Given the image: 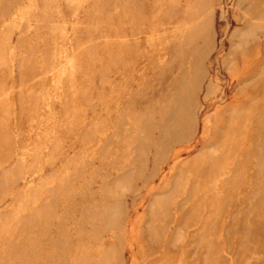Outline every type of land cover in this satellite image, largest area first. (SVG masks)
<instances>
[{
	"label": "rangeland",
	"instance_id": "374dc122",
	"mask_svg": "<svg viewBox=\"0 0 264 264\" xmlns=\"http://www.w3.org/2000/svg\"><path fill=\"white\" fill-rule=\"evenodd\" d=\"M243 1L0 0V264H264Z\"/></svg>",
	"mask_w": 264,
	"mask_h": 264
},
{
	"label": "bare ground",
	"instance_id": "6f19581e",
	"mask_svg": "<svg viewBox=\"0 0 264 264\" xmlns=\"http://www.w3.org/2000/svg\"><path fill=\"white\" fill-rule=\"evenodd\" d=\"M245 1V0H244ZM243 1V2H244ZM251 2V1H250ZM240 4H244V3H240ZM253 3L251 2V5H252ZM248 6V5H247ZM245 8V7H244ZM183 13V12H182ZM184 14V13H183ZM244 15L246 16V18H248V20H255V22H256V20L258 21V20H264V0H258V1H255V3L252 5V6H250L249 8H246L245 9V12H244ZM242 19H244V18H242ZM240 20V19H239ZM188 23V22H187ZM242 23V22H241ZM246 23V22H245ZM173 24H174V22H173ZM173 24H172V26H173ZM241 25V24H240ZM248 25L249 26H251V24H245V26H243L242 28L244 29H249L248 28ZM238 26V25H237ZM256 26V25H255ZM201 29V28H200ZM240 29V28H239ZM264 29V28H263ZM203 31V30H202ZM246 32H248V31H246ZM243 34H244V32H242ZM174 35H175V33H174ZM200 35V34H199ZM170 37V36H169ZM171 38V37H170ZM241 38V37H240ZM249 38V37H248ZM155 39V38H154ZM208 41V40H207ZM244 41H247V40H244ZM256 41V40H255ZM204 43H206V42H204ZM209 44V43H208ZM199 47V46H198ZM246 47V46H245ZM197 48V47H196ZM195 48V49H196ZM241 48V47H240ZM164 50H165V48H164ZM206 50V49H205ZM237 50V49H236ZM167 51H168V49H167ZM196 51V50H195ZM193 52V56L195 57V55H194V53H196V52H194V51H192ZM204 54V53H203ZM261 54V56L260 57H258V59H257V61H256V64H255V69H254V71H252L248 76H247V78H246V81H250V82H252V83H255V84H262V85H264V46L263 47H261V50L259 51V55ZM166 55H167V53H166ZM232 56H234L235 57V54H233ZM190 57H192V56H190ZM193 57V58H194ZM197 57H200L198 54H197ZM262 57V58H261ZM183 58V57H182ZM201 58V57H200ZM197 59H199V58H197ZM259 59H261V60H259ZM190 60V59H189ZM194 60V59H193ZM195 60H196V58H195ZM178 64H179V62H178ZM189 64V63H188ZM192 65V64H191ZM181 66V65H180ZM179 66V68H181ZM185 66V65H184ZM189 66V65H188ZM253 66H254V64H253ZM158 67V66H157ZM161 67V66H160ZM177 67V66H176ZM173 69H175V68H173ZM191 69V68H190ZM194 69V68H193ZM259 69V70H258ZM196 70V69H195ZM197 70H199V69H197ZM184 71V70H183ZM190 71V70H189ZM249 71H250V69H249ZM257 71H259V72H257ZM193 72V71H192ZM167 73V72H166ZM195 73V72H194ZM168 75H170L169 73H168ZM245 75V74H244ZM242 76V75H241ZM181 77V76H180ZM177 78V77H176ZM168 80V79H167ZM159 81V80H158ZM160 81H161V79H160ZM181 81H182V79H181ZM234 81V80H233ZM155 82V81H154ZM235 82V81H234ZM233 82V83H234ZM158 83V82H157ZM161 83V82H160ZM193 83V82H192ZM202 83V82H201ZM163 84V83H162ZM166 84V83H165ZM160 85V84H159ZM170 85H173L172 84V82H171V84ZM178 85V84H177ZM176 85V86H177ZM182 85V84H181ZM200 85V84H199ZM202 85V84H201ZM166 87V86H165ZM168 87V86H167ZM170 87V86H169ZM172 87V86H171ZM179 87V86H178ZM192 87V86H191ZM180 88V87H179ZM178 88V89H179ZM205 88H207V87H205ZM209 88V87H208ZM168 89V88H167ZM201 89V88H200ZM210 90V89H209ZM249 90H251L252 91V89L250 88ZM173 91V90H172ZM176 91V90H175ZM171 92V91H170ZM169 92V93H170ZM230 92V91H229ZM192 93V92H191ZM172 94V93H171ZM194 94H195V92H194ZM170 95V94H169ZM185 95V94H184ZM196 95V94H195ZM178 96L179 95H177V94H173L172 96H170V98L167 100V101H165V103L166 102H173V103H171V104H173V107L174 108H171V110H168V113H169V118L171 119L170 120V122H171V124L172 123H176V127L182 122V119L179 117V116H177V111H176V103L177 102H180L179 101V98H178ZM181 96V95H180ZM183 97V96H182ZM162 101V100H161ZM160 103V102H159ZM250 103V102H249ZM187 104V103H186ZM186 104H184V105H186ZM155 105V104H154ZM166 105V104H165ZM169 105V104H168ZM178 105H179V103H178ZM182 105V104H181ZM170 106V105H169ZM172 106V105H171ZM183 106V105H182ZM166 107V106H165ZM179 107V106H178ZM181 107V106H180ZM184 107V106H183ZM173 109H174V111H173ZM180 109V108H179ZM185 109V108H184ZM187 109V108H186ZM185 109V110H186ZM191 109V108H190ZM165 111H166V109H165ZM176 111V112H175ZM157 112H159L158 110H157ZM191 112V111H190ZM258 112H261V115H263L264 114V107H262V109L261 110H259ZM185 114V113H184ZM179 115H180V112H179ZM257 121V120H256ZM162 123V122H161ZM164 123V122H163ZM181 124H183V123H181ZM157 126V125H156ZM171 127V126H170ZM254 131H255V133L257 132V131H263L264 130V122L263 123H261V124H258V123H255L254 124ZM157 129V128H156ZM175 129V128H174ZM177 129V128H176ZM160 131V130H159ZM224 138V137H223ZM264 138V137H263ZM260 140V139H259ZM261 141V140H260ZM254 143V142H253ZM261 145V144H260ZM256 147V146H255ZM253 151V150H252ZM260 162V161H259ZM245 200H246V198H245ZM225 201V200H224ZM248 201V200H247ZM224 205V204H223ZM242 210V209H241ZM80 225V224H79ZM78 224H77V226H79ZM80 255V254H79ZM87 257V256H86ZM80 258H81V256H80ZM79 258V259H80ZM77 260H78V258H76Z\"/></svg>",
	"mask_w": 264,
	"mask_h": 264
}]
</instances>
